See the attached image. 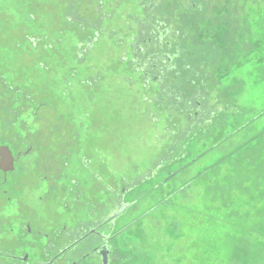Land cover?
<instances>
[{"label": "rangeland", "instance_id": "374dc122", "mask_svg": "<svg viewBox=\"0 0 264 264\" xmlns=\"http://www.w3.org/2000/svg\"><path fill=\"white\" fill-rule=\"evenodd\" d=\"M49 5L53 4L42 0H0V71L9 84L25 87L35 99L32 112L37 113L30 128L45 132L41 146L46 152H60L54 162L86 152L94 190L101 191L102 184L109 187L111 203L115 194L137 187L130 196L139 199V212L153 214L134 229L137 241L121 259L138 261L133 264H264V12H260L264 0L252 2L254 27L241 17L246 15L239 9L242 0H216L180 13L187 14L182 16L186 21L182 34L188 42L181 48L184 61L175 59L176 64L194 69L199 60L207 68L204 77L195 80L201 97L200 105L190 108L199 115L191 119L189 112H179L187 102L170 112L165 100L159 99L155 82H147L131 61L122 63L118 52L113 57L115 47L109 48L104 61L86 58L82 71L73 55L79 42L64 26L66 36L56 44V10ZM45 36L49 40L36 48L26 41ZM50 45H54L51 51ZM106 63L111 72L95 86L90 103L81 92L91 75L88 69H104ZM68 69L79 71L72 84L74 98H84L77 113L67 105L69 97L55 89L65 86L59 78ZM193 81L187 73L174 85L184 87L189 97ZM86 112L89 117L78 115ZM2 115L0 141H6L7 120ZM81 123L90 136L79 150L72 149L76 138L70 131ZM143 144L146 149L153 146L146 150L144 163V155H136ZM204 153L165 186H147L145 180L158 166L160 181ZM102 196L101 192L95 196L97 204Z\"/></svg>", "mask_w": 264, "mask_h": 264}, {"label": "flooded vegetation", "instance_id": "af4514ba", "mask_svg": "<svg viewBox=\"0 0 264 264\" xmlns=\"http://www.w3.org/2000/svg\"><path fill=\"white\" fill-rule=\"evenodd\" d=\"M47 1L56 10V44L62 43L66 36L64 26L68 36L79 42L73 55L80 60L82 71L86 58L97 57L104 61L105 54H110L109 48L115 47L113 57L118 52L117 55L123 56L122 63L131 61L137 73L147 82H155L156 87L158 73L173 72L172 61L182 51L178 42L186 37L182 34L186 23L182 16L187 14L183 12L180 16V13L192 8L201 9L202 5L209 3L208 0H42V3ZM112 24L119 25L120 29H111ZM49 38L26 37V41L36 48ZM53 47L50 45L49 50ZM108 64L104 69L87 68L91 75L86 79L92 81L88 79L81 92L90 103L93 99L89 96L95 86L101 80L105 82L106 74L111 72ZM44 69L50 72V69ZM78 73V70L68 69L65 76L59 78L62 79L60 84L65 86L55 87L60 96L69 97L70 104L67 105L76 113L84 99L73 95L72 84ZM81 84L85 85L84 81ZM1 88L0 100L5 106L0 107V112L7 120V140L0 141V148L5 150L10 161L3 162L0 156V264L137 263L134 259H121L125 250H131L137 241L134 229L153 214L152 211L143 215L139 212V199L130 196L137 187L115 194L111 203L110 188L102 184L99 187L102 202L97 204L95 196L99 192L94 190L92 162L86 152L80 151L70 161L54 162L60 152H46L41 146L45 132L30 128L34 121L31 118L34 119V113H37L32 112L35 99L29 97L25 87L20 89L9 84L5 73L0 71ZM19 106H22L21 111ZM80 114L83 118L90 116L87 112ZM198 115L193 113L189 119ZM141 117L145 118V111L141 112ZM70 132L76 138L72 149L79 150L84 138L90 136L83 123ZM154 136L158 135L154 133ZM37 138L39 141L34 142ZM152 147L149 146L148 151ZM147 149L143 144L141 152H136L137 156L139 153L144 155L142 161L147 160ZM196 160L167 177L161 176L160 181L158 170L161 166H158L145 180L147 186L155 183V186H165Z\"/></svg>", "mask_w": 264, "mask_h": 264}, {"label": "trees", "instance_id": "16d2710c", "mask_svg": "<svg viewBox=\"0 0 264 264\" xmlns=\"http://www.w3.org/2000/svg\"><path fill=\"white\" fill-rule=\"evenodd\" d=\"M227 1L228 2H234L235 0H227ZM253 1L254 0H242V7L239 8L240 10L242 9V10L246 11V15H241V17L244 18L246 16L247 19L249 20L248 22H250V25H252V26L255 25V21H253L254 19L252 20V18H254V16L253 17L251 16L252 12H254L253 11V9H254L253 6L254 5L252 6V2ZM208 2L209 3H215V0H208ZM260 12H264V11H260ZM238 18L241 19L240 17H238ZM187 42L188 41L184 42V41L181 40L180 42H178V44L181 45V48H182V46H186L187 47ZM183 58L184 57H181V52H180L179 57H175L176 60L181 59L182 61H184ZM175 59H174V62L172 61V64L174 65L173 72H171L169 74H167V73H164V74L158 73L159 78H158L157 82H158V91L160 90V95H159L160 98L159 99H164L165 100L166 104L169 105L170 112L173 111V108H174V111H175L176 108L178 109L179 107H181V105L184 102H187L186 103L187 107L185 109H181V111H179V112H181V113L189 112L190 113L189 115L191 116L193 113L190 112V108L192 106H194V108L191 109V111L195 110L197 105L198 106L200 105L199 99L201 97V92L198 91V89H197L198 87L196 86V81L195 80H201V77H204V74L207 71V68H205L204 64H202L199 60L194 63L195 64L194 65V69H191L187 65H185L184 68H183V67H180L178 64H176ZM218 68H219V66H218ZM187 73L192 74L193 80H194L193 83H192L193 90H192V93H191V95L189 97H187V95H185L184 87L175 88V85H174L175 82L177 81V79L181 78L184 74H187ZM171 74H173V75L171 76ZM215 74H219V72L215 71ZM164 78H165V81H164ZM185 79H188V77L185 76ZM161 86H165L164 87V91L161 89ZM197 101H199V102L197 103ZM179 103H180V105L176 106V104H179ZM190 103H192V105ZM237 108H238V106H237ZM237 112H240V111H238V110L235 111L236 115L238 116L239 114H237ZM181 116H182V114H181ZM258 117H260V115L256 116L255 118H252L251 122L253 123L254 119H257ZM244 128H245V125L241 126L237 131H235L234 134L238 133L240 130H243ZM194 136L195 135L189 136V139L193 140ZM229 137H231V135H229ZM206 153L200 155L199 157H197V159L201 158Z\"/></svg>", "mask_w": 264, "mask_h": 264}, {"label": "water", "instance_id": "95a60500", "mask_svg": "<svg viewBox=\"0 0 264 264\" xmlns=\"http://www.w3.org/2000/svg\"><path fill=\"white\" fill-rule=\"evenodd\" d=\"M0 156L2 158V161L5 162V161H10L8 158H7V154L5 152V150L3 148H0Z\"/></svg>", "mask_w": 264, "mask_h": 264}]
</instances>
